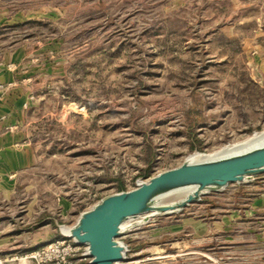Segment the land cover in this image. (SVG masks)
Wrapping results in <instances>:
<instances>
[{"label":"rangeland","instance_id":"rangeland-1","mask_svg":"<svg viewBox=\"0 0 264 264\" xmlns=\"http://www.w3.org/2000/svg\"><path fill=\"white\" fill-rule=\"evenodd\" d=\"M263 55L264 0H0V264H59L92 191L264 130ZM120 240L119 264H264V173Z\"/></svg>","mask_w":264,"mask_h":264},{"label":"water","instance_id":"water-1","mask_svg":"<svg viewBox=\"0 0 264 264\" xmlns=\"http://www.w3.org/2000/svg\"><path fill=\"white\" fill-rule=\"evenodd\" d=\"M196 153L136 187L101 197L91 208L81 210L73 223L59 225L61 233L85 246L89 264H119L126 254L120 238L129 229L153 216L177 213L229 183L246 182L264 173V136L236 149ZM61 226L67 231L62 232Z\"/></svg>","mask_w":264,"mask_h":264},{"label":"built area","instance_id":"built-area-1","mask_svg":"<svg viewBox=\"0 0 264 264\" xmlns=\"http://www.w3.org/2000/svg\"><path fill=\"white\" fill-rule=\"evenodd\" d=\"M152 170L153 172L151 174H144L142 176H137L133 179H125V181L123 182L124 188L121 190L136 187L140 182H142V180H145L149 176L159 173V171H161L162 169L158 170V167L154 166L152 167ZM108 193L111 192L109 190H105L104 188L97 191H92L87 195L86 198L80 200L82 210L91 208V206L97 200H99L105 195H108ZM46 251L52 258L56 259L57 263L59 264H69L70 262L68 260L71 257H75V255H77V260H86L89 264L90 259L88 257V254H86L85 246L77 243L76 241L71 240L68 237H65L63 234L61 237H58L57 240L50 243L47 246Z\"/></svg>","mask_w":264,"mask_h":264},{"label":"bare ground","instance_id":"bare-ground-1","mask_svg":"<svg viewBox=\"0 0 264 264\" xmlns=\"http://www.w3.org/2000/svg\"><path fill=\"white\" fill-rule=\"evenodd\" d=\"M264 136V131L262 132H255L252 134V136H250V138H248L247 140H245L244 142H234V143H228V145H225V146H222V149L224 151H228V150H231V149H236L238 147H241V146H244L245 144L247 143H251V142H254V141H258L260 140L262 137ZM198 156L199 154L196 153V152H193V154H191V156ZM61 230L62 232H66V227L64 226H61Z\"/></svg>","mask_w":264,"mask_h":264},{"label":"crops","instance_id":"crops-1","mask_svg":"<svg viewBox=\"0 0 264 264\" xmlns=\"http://www.w3.org/2000/svg\"><path fill=\"white\" fill-rule=\"evenodd\" d=\"M262 3V2H261ZM262 64H263V69H264V55L262 56Z\"/></svg>","mask_w":264,"mask_h":264},{"label":"trees","instance_id":"trees-1","mask_svg":"<svg viewBox=\"0 0 264 264\" xmlns=\"http://www.w3.org/2000/svg\"><path fill=\"white\" fill-rule=\"evenodd\" d=\"M149 156H150V154H149Z\"/></svg>","mask_w":264,"mask_h":264}]
</instances>
